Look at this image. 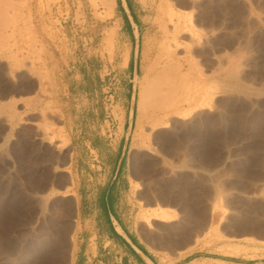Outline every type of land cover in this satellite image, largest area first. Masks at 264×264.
Wrapping results in <instances>:
<instances>
[{
    "label": "rangeland",
    "instance_id": "rangeland-1",
    "mask_svg": "<svg viewBox=\"0 0 264 264\" xmlns=\"http://www.w3.org/2000/svg\"><path fill=\"white\" fill-rule=\"evenodd\" d=\"M93 1L0 8V264H72L77 210L65 125L87 131L89 121L125 118L101 93L130 53L124 0ZM128 2L139 43L131 180L149 249L167 264L186 254L198 255L188 264H264V0ZM169 7L185 22L171 73L185 87L207 82L213 102L192 113L182 103L188 117L157 122L141 103L153 102L145 79L159 69ZM152 206L172 220L153 219Z\"/></svg>",
    "mask_w": 264,
    "mask_h": 264
},
{
    "label": "crops",
    "instance_id": "crops-1",
    "mask_svg": "<svg viewBox=\"0 0 264 264\" xmlns=\"http://www.w3.org/2000/svg\"><path fill=\"white\" fill-rule=\"evenodd\" d=\"M121 6L130 21L126 27L131 38L130 53L123 70L109 78L115 80L107 87L109 91L102 88L101 93H111L105 100L116 98L125 107V118L123 121L103 119L99 124L89 121L87 126L93 130L87 131L78 129L79 125H65L73 145L72 198L77 210L72 264H167L147 245L144 221L137 218L140 212L137 203L141 201L132 191L131 143L139 43L134 24L136 10L128 0ZM146 209L157 210V207ZM197 259L198 255H180L171 264H188Z\"/></svg>",
    "mask_w": 264,
    "mask_h": 264
},
{
    "label": "bare ground",
    "instance_id": "bare-ground-1",
    "mask_svg": "<svg viewBox=\"0 0 264 264\" xmlns=\"http://www.w3.org/2000/svg\"><path fill=\"white\" fill-rule=\"evenodd\" d=\"M13 1L14 0H0V8L2 7L1 11L3 10V5H11V4H13ZM90 1L92 4L95 3L93 0H90ZM167 1H169V0H167ZM110 2L113 6V5H116L117 0H111ZM151 2L153 3L152 5H154V4H156L157 0H151ZM107 10H108V14L113 13V10L111 7L108 8ZM160 11L163 12V8ZM1 14H3V13L0 12V15ZM162 15H164V14H162ZM159 17H160V15H159ZM160 20H161V22H163V24L161 26L164 27V31H165L164 33L165 34H164V39L161 42L159 49L157 51V55H156V62L155 63H157V67H159V69H158L156 76L153 80H151L150 77H146V79H145L146 83L151 82V84L149 83V85H151V90L144 89V91L146 90L149 92V94H151V96H149V94H148V97L149 98L152 97L153 100H151V98H150V100H151L150 102H152V101L153 102H152V104L150 103V106H149V101L146 102L145 99H143V98L147 97L146 96L147 94L145 91L144 94H146V95H144V97L142 96L143 101L141 103L142 112L143 113H145V111L147 112L146 109L147 108L149 109V107H150V109L153 110V112H152L153 117L155 118V120L157 122H163L168 115H171L170 113H173V114L177 115L178 117H184L185 113L183 114L182 112H180V111H183L182 110L183 107L182 106H181L182 108L180 107V104H182V103L183 104L186 103L188 108H189L188 111L190 113H192L198 109H205V108L207 109V108L211 107V104L213 102V94L211 93L212 91L210 89L211 87L209 88L205 84L207 82H203L202 80H198V82L194 83L193 81L190 80L194 84H192L190 87H188L189 85H187L185 87V82L188 80H185V78L184 79L181 78L180 80H182V81L177 82L179 77H177V79H176L177 74L171 73V71H173L172 70L173 66L172 67L170 66V61L172 59V52H173V47H174L173 40L175 39L176 32L179 30L181 25L183 26V24H185L184 16L181 15L180 13H177L176 11H174L172 9V7L171 8L169 7L168 12L165 13L164 16H161ZM169 26H171V27H169ZM180 76L188 77L187 75H180ZM146 85H148V83ZM187 87L189 88L188 90H187ZM181 88L183 89L182 91H184L185 93L183 92L184 95H181L182 93H180L179 94L180 96L178 95L179 98H177L175 93L178 92V89L180 90ZM182 91H180V92H182ZM152 215H153V218L160 219L163 221H171L172 217H173V215L170 214V212H168L167 210H165L163 208L161 210H158V209L154 210Z\"/></svg>",
    "mask_w": 264,
    "mask_h": 264
},
{
    "label": "trees",
    "instance_id": "trees-1",
    "mask_svg": "<svg viewBox=\"0 0 264 264\" xmlns=\"http://www.w3.org/2000/svg\"><path fill=\"white\" fill-rule=\"evenodd\" d=\"M124 11V10H123ZM124 19H125V22H126V26L129 24L130 25V21H129V18L127 17L126 14H124ZM197 257V256H195Z\"/></svg>",
    "mask_w": 264,
    "mask_h": 264
}]
</instances>
